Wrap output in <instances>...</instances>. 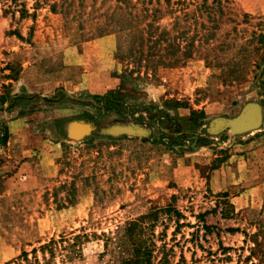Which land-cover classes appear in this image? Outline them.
<instances>
[{
    "label": "rangeland",
    "instance_id": "obj_1",
    "mask_svg": "<svg viewBox=\"0 0 264 264\" xmlns=\"http://www.w3.org/2000/svg\"><path fill=\"white\" fill-rule=\"evenodd\" d=\"M115 89L123 111L100 109ZM4 91L26 100L0 106V264L168 204L152 264H264V0H0ZM246 105L260 123L235 132ZM102 250L48 264H120Z\"/></svg>",
    "mask_w": 264,
    "mask_h": 264
},
{
    "label": "trees",
    "instance_id": "obj_2",
    "mask_svg": "<svg viewBox=\"0 0 264 264\" xmlns=\"http://www.w3.org/2000/svg\"><path fill=\"white\" fill-rule=\"evenodd\" d=\"M122 76V85L127 78V75ZM123 89L109 90L103 95H94L96 102L99 104L102 102L103 107L100 109L114 110L119 113L123 111V104L126 98H130L129 92H123ZM131 91V90H130ZM46 102H52L50 98H43ZM10 100L8 108L12 107L19 101L26 100L25 97L14 95L11 91H4L0 93V106H3ZM177 100H167L166 105L169 107L184 106ZM148 109H153L147 107ZM2 109V107H0ZM147 111V110H146ZM21 114V112H20ZM86 118H93L94 116L89 113H84ZM162 115L157 113L150 114L147 118L152 121L153 118L159 117L161 120ZM191 123L187 127L195 124L203 125L205 123L204 111H197L192 109L188 118ZM137 120V119H136ZM149 121V122H150ZM3 133H0V144H5L9 137V132L6 126H3ZM206 138L201 137L200 141H204ZM181 141V140H179ZM176 141L175 143H178ZM216 157L212 160L210 165H206L202 171L208 173L210 170L219 167V165L228 157L224 150H221ZM207 178V174H206ZM223 196L225 194H222ZM176 219V223L179 225L180 213L171 204L164 207H151L147 212L140 214L134 219L125 222L123 227L116 231L114 236H108L105 233L97 234L95 232L88 233L81 229L79 232H71L69 235H61L58 239L51 238L49 241L35 246L30 252L22 250L18 255L20 261L26 264H48L50 258L55 257V254H62L66 258L82 257L84 245L90 240L97 239L102 241L103 250L100 254H103L107 249L113 245V252H116L120 257V264H152L153 250L151 248L153 244L152 236L153 229L159 219ZM42 254L41 258L38 257L37 253ZM31 253V256L30 254ZM46 255L48 257L46 258Z\"/></svg>",
    "mask_w": 264,
    "mask_h": 264
},
{
    "label": "water",
    "instance_id": "obj_3",
    "mask_svg": "<svg viewBox=\"0 0 264 264\" xmlns=\"http://www.w3.org/2000/svg\"><path fill=\"white\" fill-rule=\"evenodd\" d=\"M260 123V114L254 106L246 105L241 112L232 119V127L235 132L257 127Z\"/></svg>",
    "mask_w": 264,
    "mask_h": 264
}]
</instances>
